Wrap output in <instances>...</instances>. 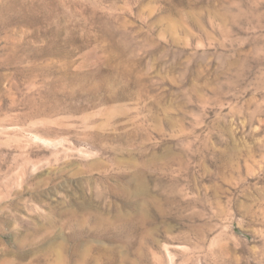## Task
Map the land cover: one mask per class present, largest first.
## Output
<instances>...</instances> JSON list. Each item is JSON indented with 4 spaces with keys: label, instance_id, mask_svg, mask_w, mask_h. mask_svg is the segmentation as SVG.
Instances as JSON below:
<instances>
[{
    "label": "rangeland",
    "instance_id": "rangeland-1",
    "mask_svg": "<svg viewBox=\"0 0 264 264\" xmlns=\"http://www.w3.org/2000/svg\"><path fill=\"white\" fill-rule=\"evenodd\" d=\"M55 211L98 264L152 228L165 264H264V0H0V264Z\"/></svg>",
    "mask_w": 264,
    "mask_h": 264
},
{
    "label": "bare ground",
    "instance_id": "bare-ground-1",
    "mask_svg": "<svg viewBox=\"0 0 264 264\" xmlns=\"http://www.w3.org/2000/svg\"><path fill=\"white\" fill-rule=\"evenodd\" d=\"M135 203L134 205L136 209L135 211L132 210V213H129L126 216L117 214L114 219H111L112 221H109L108 218H104V223H107L108 225L112 224L117 228L119 227V224L117 223H121L124 219H126L124 220V222L127 223L126 227H128L126 230L128 235H132L134 233L135 227L134 224L129 221H132L134 214H140L141 212V209ZM55 212L57 213V211ZM62 214V212L52 214L53 221L51 223H58L62 230H65L66 228L72 229L73 232L70 236H65L62 230L56 232L51 230V228L47 227L46 224L38 226L39 228L32 232L25 231L15 234V243L17 248L12 252H8V250L6 251L9 259L3 260L2 264H21L29 258H32V261L41 260L48 264H98L99 259L95 255V248L93 244L94 241L91 240L92 238L98 236L95 227H89L85 220L78 218V215L75 216L76 213H73L72 216L77 218H63L64 215ZM142 217L144 218L143 224H146L149 214L143 212ZM124 222H122L121 225H124ZM124 227L120 226V228ZM152 230L153 228L148 229L145 232L144 237L149 241H141L143 246L139 249L128 252L125 251V253L121 255H119L120 253L115 252L116 256L121 258L120 261L122 264H165L163 257L159 255L157 251L147 246V243H150L152 246L157 248L159 247L156 242H151L149 239V237L152 235ZM40 237L41 240L39 241ZM34 246H40V248L38 250H32L31 248ZM47 257L51 258L48 259ZM131 257H134L135 260L131 259ZM185 264L189 263L187 262Z\"/></svg>",
    "mask_w": 264,
    "mask_h": 264
}]
</instances>
